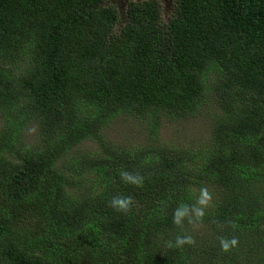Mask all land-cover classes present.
<instances>
[{
    "label": "trees",
    "instance_id": "obj_1",
    "mask_svg": "<svg viewBox=\"0 0 264 264\" xmlns=\"http://www.w3.org/2000/svg\"><path fill=\"white\" fill-rule=\"evenodd\" d=\"M169 2L0 0V264H264V0ZM203 112V139L159 138ZM118 117L145 138L108 140Z\"/></svg>",
    "mask_w": 264,
    "mask_h": 264
},
{
    "label": "rangeland",
    "instance_id": "obj_2",
    "mask_svg": "<svg viewBox=\"0 0 264 264\" xmlns=\"http://www.w3.org/2000/svg\"><path fill=\"white\" fill-rule=\"evenodd\" d=\"M161 2L162 10L161 14L164 18L167 14L170 13L169 6L171 3L169 0H158ZM124 2L125 0H111V4L116 5L118 8V12L120 14L124 11ZM208 117H206V113L203 112L198 117L194 116L191 119L186 121H176V122H166L163 120L162 125L159 129V138L163 140H169L173 137L174 134H184L180 138H174L172 142H176L179 144V141H195L199 139H203L206 135V125L205 121H207ZM33 128V125H31ZM140 129L139 124H137L131 118H121L118 117L112 122H109L105 127V135L107 139L114 143H121V141L129 140V141H139L144 139V135ZM35 138L33 131H27L23 133L22 141L31 142ZM89 146H92L91 143L84 142L82 144V148L88 149ZM194 229L199 230L198 225L193 226Z\"/></svg>",
    "mask_w": 264,
    "mask_h": 264
},
{
    "label": "clouds",
    "instance_id": "obj_3",
    "mask_svg": "<svg viewBox=\"0 0 264 264\" xmlns=\"http://www.w3.org/2000/svg\"><path fill=\"white\" fill-rule=\"evenodd\" d=\"M120 179L125 184L133 185L137 188H142L144 184V177L137 174H133L129 171H121L119 173ZM212 193L209 192L207 187H201L199 196L196 199L195 204L188 205L181 203L173 212L172 222L177 227H182L184 222L189 224L201 223L205 216V209L209 207L212 201ZM134 201L129 196H116L113 197L110 202V207L118 212H128L131 209ZM235 227V225H233ZM220 247L223 252H228L238 244V239L233 237L231 239L221 236L219 238ZM195 240L190 235H177L175 242L168 241L166 246L168 248H183L185 245H194Z\"/></svg>",
    "mask_w": 264,
    "mask_h": 264
}]
</instances>
